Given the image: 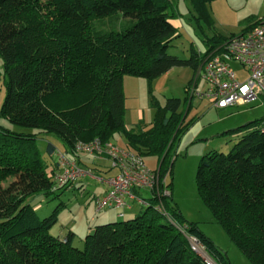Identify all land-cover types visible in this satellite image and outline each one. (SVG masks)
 <instances>
[{"label": "trees", "instance_id": "1", "mask_svg": "<svg viewBox=\"0 0 264 264\" xmlns=\"http://www.w3.org/2000/svg\"><path fill=\"white\" fill-rule=\"evenodd\" d=\"M212 1L192 0L198 19L209 27L214 25ZM173 10L171 0H0V88L5 90L0 107V264H207L190 239L217 264H233L196 223L187 221L167 180L175 164L172 147L189 126L183 105L193 100L191 87H186L184 102H152L156 115L150 127L129 129L124 122L125 76L152 81L175 67L198 73L210 53L240 36L213 38L216 45L206 55L193 50L182 60L169 54L178 34ZM114 19H120V27H107V20ZM260 21L249 23L241 35ZM2 121L38 132H18ZM235 132L243 136L230 152L202 157L198 188L243 254L253 264H264V117ZM43 134L56 135L67 149L48 145V153L57 151L58 157L51 167L37 143ZM116 134L126 138L122 149L143 160L158 158L160 185L142 197L145 211L132 220L96 226L80 250L73 245L74 233L63 239L52 235L57 216L41 219L28 199L70 187L57 180L59 153L93 172L76 146L96 140L115 144Z\"/></svg>", "mask_w": 264, "mask_h": 264}, {"label": "rangeland", "instance_id": "2", "mask_svg": "<svg viewBox=\"0 0 264 264\" xmlns=\"http://www.w3.org/2000/svg\"><path fill=\"white\" fill-rule=\"evenodd\" d=\"M171 1L176 14L172 22L178 34L172 40L169 54L182 60L189 59L193 50L200 56H204L210 50L211 45H216L213 38L241 35L247 30V26L251 25L249 23L264 19V0H213L209 4V11L214 22L213 27L207 26L203 20L198 19L192 0ZM122 19L125 18L122 17ZM107 21L112 23L107 22V27L109 24L118 25V27L121 25V22H118L120 19ZM233 67L240 79L248 77L239 65L233 64ZM199 73L200 71L194 73L191 68L175 67L152 81L141 77L125 76L124 122L127 128L130 129L139 124L150 127L153 124L156 109L152 102H157L161 106H164L170 98H179L184 102L188 95L186 87L193 89L197 83L196 91L204 92L206 85L201 79L199 80ZM3 80L4 66L0 58V84ZM190 96L193 100H189L188 106L183 105L186 124L189 126L171 150L175 164L173 174L169 175L167 180L173 183V199L187 221L196 223L199 229L228 255L233 264H253L232 241L227 230L216 221L213 211L200 194L197 174L204 155L211 151L230 152L243 136L237 134L235 130L264 117V96L254 103L238 105L225 110L214 108L211 101L206 98H199L192 93ZM4 98L5 90L2 86L0 107ZM2 124L18 132H38L14 127L7 121H2ZM113 142L121 148L126 147L127 144L126 138L121 134H116ZM37 143L41 150L42 160L48 167L58 161L57 151L66 152L67 150L63 141L56 135H39ZM49 144L56 147L57 151L53 155L47 151ZM66 155L72 157L69 154ZM80 160L88 162L84 165L91 169L92 173H96V177H103L106 180L116 172L109 169L111 161L107 158L99 159L81 154ZM144 161L151 170L158 169L157 157H144ZM83 182L71 183L70 187L65 190H57L50 195L42 193L28 199V203L34 207L41 219L52 214L57 216L58 222L51 230L52 235L63 239L71 231L75 234L73 245L80 250L84 249L85 237L96 226L104 222L132 220L146 210V206L132 200L129 201L132 206L130 211L107 208L97 212V198L102 199L105 186L94 180L92 176L84 178ZM139 193L144 198L151 195L144 189ZM120 212H125V216L118 217ZM202 250L205 253L204 257L210 260L211 257L203 247Z\"/></svg>", "mask_w": 264, "mask_h": 264}, {"label": "built area", "instance_id": "3", "mask_svg": "<svg viewBox=\"0 0 264 264\" xmlns=\"http://www.w3.org/2000/svg\"><path fill=\"white\" fill-rule=\"evenodd\" d=\"M233 64L239 65L248 77L240 79ZM200 79L205 83L206 90L197 92V83L191 88V93L210 100L213 107L219 110L254 103L264 96V19L247 34L229 39L210 53L200 69ZM76 149L85 154L107 156L111 166L117 171L108 180L98 178L99 181L107 182L110 187L107 195L97 202L99 211L107 208L125 209L132 200L145 203L137 195V191L153 190L160 185L159 172L151 170L140 156L111 142L101 143L96 140L92 143H79ZM58 156L62 167V172L57 177L60 186L85 176H94L91 171L82 169L76 161L70 160L63 153ZM165 195H169V192L165 191ZM120 217H124V213ZM190 241L193 249L204 257L200 243L196 239ZM204 259L207 264H217L213 259Z\"/></svg>", "mask_w": 264, "mask_h": 264}, {"label": "crops", "instance_id": "4", "mask_svg": "<svg viewBox=\"0 0 264 264\" xmlns=\"http://www.w3.org/2000/svg\"><path fill=\"white\" fill-rule=\"evenodd\" d=\"M84 163L85 164H87L88 162H86V161H84ZM110 165H111V163H110ZM111 169H113V167L111 166L110 167ZM109 168V169H110ZM92 173V172H91ZM93 175L95 176L96 175V173L94 174L93 173ZM97 175H99V174H97ZM94 176H92V178L94 179V180H96L97 182H101V183H103L104 184V186H105V188H104V194H103V197H102V199L107 195V193H108V191H109V189H110V187H109V185L107 184V182H102V181H99L98 180V178H100V177H94ZM102 177V176H101ZM84 178H89V176H85V177H83V178H80V179H78V180H76V181H74V183L75 182H83V179ZM111 178V177H110ZM101 179H103V177L101 178ZM106 180H108V179H106ZM82 184H84V182L82 183ZM140 198L141 197H143V196H141L139 193L137 194ZM98 200H101V198H97ZM98 200H97V202H98ZM136 201V200H135ZM139 204H141V205H143V203H141L140 201H137ZM128 207L127 208H125V209H128L129 211L130 210H132V206L129 204V202H128ZM103 210H105V209H103ZM103 210H98V206H97V212H101V211H103ZM113 210V209H112ZM121 213H124V216H125V212H120V213H118V217H120V214ZM104 223H108V222H104ZM71 232V231H70Z\"/></svg>", "mask_w": 264, "mask_h": 264}]
</instances>
